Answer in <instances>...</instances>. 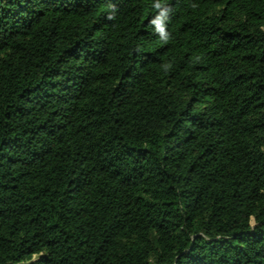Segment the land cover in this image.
Wrapping results in <instances>:
<instances>
[{
	"label": "trees",
	"instance_id": "16d2710c",
	"mask_svg": "<svg viewBox=\"0 0 264 264\" xmlns=\"http://www.w3.org/2000/svg\"><path fill=\"white\" fill-rule=\"evenodd\" d=\"M0 264H264V0H0Z\"/></svg>",
	"mask_w": 264,
	"mask_h": 264
},
{
	"label": "clouds",
	"instance_id": "9594fccd",
	"mask_svg": "<svg viewBox=\"0 0 264 264\" xmlns=\"http://www.w3.org/2000/svg\"><path fill=\"white\" fill-rule=\"evenodd\" d=\"M113 8H114V6H112ZM154 7L157 9V10H159V8L161 7V3H156L155 5H154ZM115 18V13L114 12H112L108 17H107V19H109V20H111V19H114ZM151 23H157V21H151ZM157 27H159V24L157 23ZM161 31H163V29H161Z\"/></svg>",
	"mask_w": 264,
	"mask_h": 264
}]
</instances>
